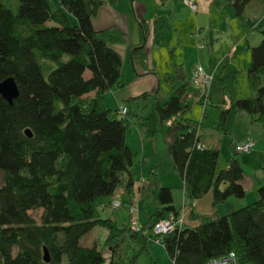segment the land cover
<instances>
[{"label": "trees", "instance_id": "16d2710c", "mask_svg": "<svg viewBox=\"0 0 264 264\" xmlns=\"http://www.w3.org/2000/svg\"><path fill=\"white\" fill-rule=\"evenodd\" d=\"M115 2L16 0L13 8L0 0V82L12 77L18 87L11 104L0 96V264H104L101 248L81 243L95 226L107 231L109 264H124L130 251L133 263L140 250L158 239L154 224L180 215L171 188L160 186L157 208L143 226L146 234L101 216L103 205L111 206L120 195L117 189L128 194L135 189V153L125 142L132 118H137L144 141L162 136L172 168L182 179L185 205L211 194L210 215L191 209L188 218L197 219V225L183 224L162 236L172 263L207 264L234 252L238 264H264V162L257 199L218 215V204L245 197L244 171L234 155L226 167H219V151L201 146L200 125L183 116L190 109L186 99L191 81L182 69L176 71L182 83L169 99L152 93L130 97L121 104L125 114L105 104L108 91L123 86V57L116 46L128 36L115 25L95 29L92 19L102 6ZM253 3L264 0H230L241 25L261 38L254 46L245 45L253 94L232 98L219 111L220 132L231 111L246 114L264 130V17L255 23L244 14ZM138 24L140 41L129 51L135 72L146 33L144 23ZM193 91L204 107L210 91L206 98L195 87ZM142 100L151 105L132 113V104ZM44 249L49 261L43 258Z\"/></svg>", "mask_w": 264, "mask_h": 264}, {"label": "rangeland", "instance_id": "374dc122", "mask_svg": "<svg viewBox=\"0 0 264 264\" xmlns=\"http://www.w3.org/2000/svg\"><path fill=\"white\" fill-rule=\"evenodd\" d=\"M5 1L13 8L16 7V0ZM190 1L195 5V11H192V8L181 0H116L114 5L110 6L122 17L125 33L128 36L127 42L120 45L122 47L119 48L124 58L122 78L128 89L134 88L136 81H133L134 74L128 52L140 41L139 22L144 23L146 31L144 54L140 64L152 71L139 76L142 88L136 87L134 89V91H138L136 93L147 91L159 95V99L166 100L176 94L178 86L182 83L176 76L178 68H181L186 74L187 80L190 79L191 69L197 64L202 65L206 71L214 72V79L208 89L210 97L207 104L203 107V103L196 100L193 94L194 87L191 84L186 99L190 109L186 110L183 116L200 125L199 140L204 139L203 141L209 143L207 145L219 150V167H226L232 155L241 164L246 177V194L244 198L238 199L239 204L235 208L238 209L253 203L257 199V187L263 184L261 169L264 162V140L255 144L256 146L251 152H237L236 142L230 138L229 134L218 131L216 125L219 111L232 98H247L253 94L247 75L250 51L245 45L246 43L250 46L256 45L261 36L258 32H248L247 28L241 25L239 19L234 15L230 0ZM244 14L252 18L255 23H260L264 17V8L261 9L256 3H253L250 8L245 7ZM111 96L113 95L109 94L108 101L111 100ZM108 101L106 104L111 103L112 106L109 107L114 108L115 104ZM151 102L142 100L138 104V113H141L142 105L145 104L149 107ZM136 108L137 105L132 104V113H137ZM204 110H206L205 115ZM243 116L247 118L246 114L235 111L228 114L227 118H230L228 127L232 128L236 135L244 129L243 122L240 120ZM232 118H236L233 123ZM136 119L129 120L134 124L129 125L125 138L128 143L126 144L135 153L134 163L137 166V186H135L137 193L135 195L139 194L138 184L140 182H142V188H146V192L141 195V198L137 199L131 195L133 205L137 207L135 218L141 226H146L149 216L157 208L155 194L160 186L171 188L174 204L182 209L183 183L179 174L171 167L162 136L159 135L142 143ZM142 150L150 151L151 155H154L153 158L147 161L142 156ZM142 159L145 160V163L141 162ZM154 165H157V175L151 172ZM2 182L3 175L0 174V184ZM118 191L122 193L120 207L113 208L109 203L103 205L101 216L103 218L110 217L115 226L121 227L127 221V225L130 222V219L128 220L129 195L117 189L116 192ZM209 195L211 197L210 193ZM203 198L205 196L200 199ZM209 207L208 213L202 215L212 213L211 201ZM185 209H187L186 214H189L193 207L186 205ZM216 210L218 209L216 208ZM34 214L38 219L40 212ZM187 218L185 220L189 221L190 219ZM186 221H183L184 225L198 224L197 219H191L190 223ZM106 236L105 229L95 226L82 238L81 243L84 246L95 244L101 248L105 255L104 264H109V252L104 245ZM133 254L132 251L128 253L124 264H173L163 245L159 242L147 244L146 248L140 250L135 261L131 263L129 258Z\"/></svg>", "mask_w": 264, "mask_h": 264}, {"label": "crops", "instance_id": "0c3cea01", "mask_svg": "<svg viewBox=\"0 0 264 264\" xmlns=\"http://www.w3.org/2000/svg\"><path fill=\"white\" fill-rule=\"evenodd\" d=\"M114 5V4H113ZM258 7H260L261 9L262 8H264V4H256ZM110 6H112V5H104V6H102L99 10H98V12H97V15L92 19V23H93V27L95 28V29H103V28H106V27H108V26H111V25H115V26H117L121 31H123V32H126L125 31V27H124V23H123V21H122V17L117 13V12H115L113 9H112V7H110ZM124 45V44H123ZM120 47H122V46H120V45H117L116 46V49L120 52V50H119V48ZM133 47V46H132ZM130 51V50H129ZM129 53V52H128ZM120 54H121V52H120ZM122 55V54H121ZM122 57H123V55H122ZM142 59H140V60H138L137 62H136V72L135 71H133V67H132V64H131V60H130V54H129V61H130V64H131V69H132V72H133V81H136V83H135V86H134V88H132V89H128L126 86H127V84L125 83V81H124V79L122 78V69H121V79H122V82H123V86H121V87H116V86H114V87H112L109 91H108V93L105 95V97H104V102H105V104H106V102L108 101V96H109V94H111V95H113V96H111L112 98H111V100H109L108 102H113L114 104H115V106H114V108H119V106H121V104H123L124 103V101L126 100V99H128V98H130V97H136V96H139V95H141L142 93H140V94H138V93H136V92H138V91H134V89L137 87L138 89H141L142 87H141V85H142V81L141 80H139V76H141V75H144V74H146V73H149V72H151L152 70H148V69H146L145 68V66L144 65H141L140 64V61H141ZM123 65H124V58H123ZM123 65H122V68H123ZM192 70V69H191ZM138 76V78H136ZM190 80V79H189ZM143 82H144V80H143ZM145 83V82H144ZM181 85V84H180ZM143 93H151V92H147V91H145V92H143ZM195 96V95H194ZM196 100H197V98H196ZM137 103H139V102H137ZM136 103V104H137ZM111 103H108V104H106L107 106H112V105H110ZM188 104V103H187ZM189 105V104H188ZM228 105H229V102L227 103V105H225V106H223L222 108H226V107H228ZM190 106V105H189ZM221 108V109H222ZM205 109V108H204ZM136 110H137V108H136ZM138 112V111H137ZM204 112H206V110H204ZM236 113H242V112H236ZM229 119L230 118H227V121H226V125H225V133H227V134H229V136H230V138H232L233 139V141H235L236 143L237 142H239V141H244V140H247V139H251V140H253L254 142H255V144L257 145V143H259V142H263V140H264V130L262 129V127L258 124V123H253V122H251V120H250V118L247 116V118L246 117H244L243 116V118H241L240 120H242V122H243V126H244V129H242V131L241 132H238L239 134L238 135H236L235 133H234V131H233V129L231 128H229L228 127V124H229ZM236 118H232V123L234 122V121H236L235 120ZM131 124H134V122H131ZM231 130H232V132H231ZM200 136H201V132H200ZM139 137H140V135H139ZM140 140H141V142L142 143H144V140L140 137ZM204 139H202V140H200V143H201V146H203L204 148H213V147H210L209 145H207V144H209L208 142H206V141H203ZM125 142L127 143V141H126V138H125ZM128 144V143H127ZM263 144H264V142H263ZM142 145V144H141ZM144 145V144H143ZM255 145V146H256ZM128 146V145H127ZM130 148V147H129ZM164 148H165V144H164ZM131 149V148H130ZM218 150V149H217ZM219 151V150H218ZM263 151H264V148H263ZM168 155V154H167ZM142 156H143V158H145V159H147V161L149 160L150 161V158L152 159L153 157L152 156H154V155H151V153H150V151H144V150H142ZM170 159V158H169ZM155 160H157V159H155ZM141 162H144L145 163V160L144 159H142L141 160ZM156 167H157V165H154L153 167H152V169H151V171L153 170V172L152 173H154V175H157V169H156ZM172 167V166H171ZM173 169V168H172ZM142 178V177H141ZM246 177H245V175H244V178H243V181H242V184H243V186H244V188H245V191H246ZM141 180H143V179H141ZM250 181V180H249ZM135 186H137L136 185V183L134 184V188H135ZM148 187V186H147ZM138 188H139V194H137V195H135V193H137V188L136 189H133L134 190V192H133V194L131 193V194H128L129 195V207H128V211H129V213H128V220L131 218V214H130V207L132 206V207H135V205H133V201H132V197H131V195H134L135 196V198H141V195L144 193V192H146L145 190H146V188H142V182H140V184H138ZM119 190H121L122 192H123V189L122 188H120ZM117 193H119L120 194V196L122 195V193L120 192V191H118ZM125 193V192H124ZM120 200H121V197H120ZM210 201H211V197H210V195L209 194H207V195H205V198H203V199H200V200H196V201H194L193 202V204H192V207H193V211L196 213V214H198V215H202L203 213H208V208H210L209 207V205H210ZM238 199H235V198H229V199H227L226 201H224L223 203H220V204H218L217 206H216V208L218 209V210H216L217 211V213H218V215H225V214H227V213H229L230 211H232V210H234L235 208H237V205L239 204L238 202ZM185 204H184V202H183V200H182V209H179L176 205H175V207L178 209V210H180V211H183V221H186L185 220V218H187V214H186V211H187V209H185ZM135 208H137V207H135ZM184 208V209H183ZM155 209V208H154ZM153 209V210H154ZM195 209V210H194ZM198 212H200V213H198ZM134 217H135V215H134ZM187 219H189V218H187ZM128 222V221H127ZM126 222V223H127ZM187 223H190L191 221L189 220V221H186ZM188 225V224H187Z\"/></svg>", "mask_w": 264, "mask_h": 264}, {"label": "built area", "instance_id": "2783aa9c", "mask_svg": "<svg viewBox=\"0 0 264 264\" xmlns=\"http://www.w3.org/2000/svg\"><path fill=\"white\" fill-rule=\"evenodd\" d=\"M185 5L190 6L192 8V11H195V5L191 3L190 0H181ZM214 79V72L213 71H206L205 68L197 64L193 67L191 71L190 81L191 84L201 92L200 97L206 98L208 94V89L210 84L212 83ZM204 102L206 99L203 100ZM119 110L121 114H125L127 109L125 106H120ZM255 142L251 139H247L244 141H239L235 145V149L237 152H251V150L254 148ZM121 205L120 195H117L114 199L111 201V207L118 208ZM137 212V208L130 207V222L129 227L134 232H142L144 234L147 233L145 229H143V226L140 225L137 218L134 217V215ZM180 215L178 217H175L174 215H169L166 219H161L157 221L153 228L152 232L156 236H159L158 239L155 242L161 241V238L163 235L171 232L176 227L183 226V211H180ZM207 264H238L237 257L234 252H229L225 255L214 257L208 260Z\"/></svg>", "mask_w": 264, "mask_h": 264}, {"label": "water", "instance_id": "95a60500", "mask_svg": "<svg viewBox=\"0 0 264 264\" xmlns=\"http://www.w3.org/2000/svg\"><path fill=\"white\" fill-rule=\"evenodd\" d=\"M0 96L10 104L12 103L13 99L18 96V87L12 77L6 78L0 82ZM25 134L28 137L32 136L29 129L25 130ZM43 258L45 261H49V256L46 249H44Z\"/></svg>", "mask_w": 264, "mask_h": 264}]
</instances>
